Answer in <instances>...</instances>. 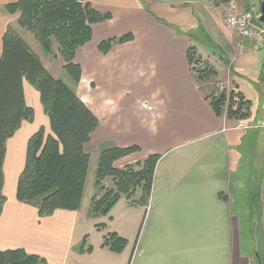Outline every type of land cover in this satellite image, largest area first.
<instances>
[{
    "label": "crops",
    "instance_id": "crops-1",
    "mask_svg": "<svg viewBox=\"0 0 264 264\" xmlns=\"http://www.w3.org/2000/svg\"><path fill=\"white\" fill-rule=\"evenodd\" d=\"M14 1L0 0V5ZM84 1L94 10L111 15L91 26V40L75 54V63L81 68L75 91L98 119L90 142L94 140L104 148L137 147L114 162L117 168L142 161L150 154L161 155L148 203L141 206L138 198H131V204L121 195L106 216H89L91 199L101 193L90 186L86 197L88 170L78 210L57 209L50 216L39 217L35 206L16 199L27 141L39 127L24 133L21 129L29 122H23L6 142L0 251L21 248L50 264H127L130 257V264H252L247 236L241 231L240 218L245 209L239 206L235 210L250 168L245 149L248 131L236 124L252 122L216 116L206 96L220 81L232 83L231 65L243 59L253 61L257 56L264 73V36L241 39L225 24L227 3L216 5L214 0ZM244 2L255 17L257 3ZM181 7L195 14L196 20L188 27L175 29L156 17L157 11ZM17 17L0 15V54L3 32L10 21L17 22ZM199 29L228 57L227 80L217 78L218 70L213 65L217 76L212 82L199 83L191 72L186 52L193 45L199 53L190 39L191 32ZM126 34L132 39L114 44L106 54L99 52L101 41ZM29 87L24 84L25 100L26 93L33 95ZM34 122L35 118L31 124ZM260 187L264 241V170ZM86 198L88 206L83 209ZM131 214L138 215L137 220ZM136 221L140 227L133 236L125 224H132L133 230ZM98 223L106 228L98 230ZM109 231L128 241L119 254L100 246L102 236ZM85 235L93 249L80 254L75 247ZM130 237H134L132 242ZM253 255L257 264L254 250Z\"/></svg>",
    "mask_w": 264,
    "mask_h": 264
},
{
    "label": "trees",
    "instance_id": "trees-1",
    "mask_svg": "<svg viewBox=\"0 0 264 264\" xmlns=\"http://www.w3.org/2000/svg\"><path fill=\"white\" fill-rule=\"evenodd\" d=\"M230 1L213 2L219 5ZM0 11L17 14V24L36 39L45 55L55 56L56 45L63 61L62 69L73 84L72 89L61 78L54 77L17 31L10 25L6 27L1 37L0 54V215L5 203L3 162L6 142L23 122L31 123L35 116L25 100V83L38 93L49 131L39 126L27 141L24 167L17 180L16 199L35 206L39 217L50 216L57 209L78 210L90 164L86 146L98 119L75 91L81 78L75 54L91 40V26L110 19L111 15L94 10L84 0H16L4 4ZM254 19L260 26L264 25L256 17ZM131 39L130 34L109 38L99 43L98 50L106 54L114 44ZM186 56L197 82L216 78V70L203 61L196 47L189 45ZM206 98L216 116L225 115L226 119L237 122L251 116L252 102L234 88L228 93L215 89ZM136 150L135 146H109L100 150L94 186L101 195L91 199L89 216H106L121 195L129 201L138 198L136 202L139 205H147L155 167L161 155L154 153L121 168L114 166L115 161ZM138 190L141 195L135 197ZM95 227L103 230L106 225L98 223ZM127 244V239L109 231L102 236L100 246L119 254ZM258 248L257 244L254 250L257 264H264V252ZM92 249L86 235L75 247L80 254L91 253ZM130 260L131 257L127 264ZM0 264L50 263L39 255L16 248L0 251Z\"/></svg>",
    "mask_w": 264,
    "mask_h": 264
},
{
    "label": "rangeland",
    "instance_id": "rangeland-1",
    "mask_svg": "<svg viewBox=\"0 0 264 264\" xmlns=\"http://www.w3.org/2000/svg\"><path fill=\"white\" fill-rule=\"evenodd\" d=\"M238 2L234 1L237 5L239 4L241 7L246 10L250 7L244 4V0H237ZM256 4L255 7L258 9V0H252ZM238 5V6H239ZM2 6V5H0ZM239 6V8H240ZM243 8L241 9L242 11ZM227 11V7H226ZM248 11V9L246 10ZM226 13V12H225ZM252 13V12H251ZM3 12L0 11V15ZM250 14V13H249ZM253 23L255 22L254 16L250 14ZM156 17L159 18L164 24L173 26V28L177 29L180 26L188 27L191 23H193L195 19V14L192 9L181 7V8H174L169 10L168 12L165 11H157ZM9 25L17 31V33L25 40V42L30 46V48L41 58L42 62L45 66H47L50 73L53 75H58L70 88L73 89V84L68 74L62 69L63 61L59 57L56 45H54V55H45L43 50L41 49L39 43L36 39L29 34L26 30L21 28L16 21H10ZM191 37L193 44H196L199 53L203 61L209 65H213L214 68L218 70L219 79H226L227 80V70L229 68L228 57L222 51V49L216 45L214 41H212L207 34L199 31L191 32ZM254 57V56H253ZM260 58L255 56L253 61L250 59H243L239 62H236L231 65V75L233 84L237 85L238 87L233 88L237 91H240L245 97L252 102L251 106V116L248 118L249 121L252 122L251 124H244L246 125V129L248 132V138L246 139V150H247V158H249V170L247 172L246 177L244 178L243 186L238 193V204L235 206V210L238 209L240 206L242 209L241 215V222H242V233L247 236V242L249 251L248 254L251 259L252 264H256L255 257L253 255V250H255L256 245L258 244L261 251L264 252V241L261 235V175H262V166L264 167V73L261 72L260 68ZM215 62L217 63L215 64ZM241 65L243 68L241 69ZM219 66V67H218ZM214 80V79H213ZM212 80V81H213ZM211 81V82H212ZM219 85H215V89H222L223 92L226 93L230 92L231 82L220 81ZM226 84H225V83ZM215 83L211 84L214 85ZM229 85V86H228ZM77 86V85H76ZM31 93L33 94L32 97L26 93V102L27 104L34 110L35 113V122L28 123L26 126L21 129L22 132H28L29 130H33L38 126H43L46 131L49 130V123L47 117L45 116L41 105L38 100V93L32 88ZM244 123V122H243ZM236 125H241L237 123ZM235 125V126H236ZM234 126V127H235ZM103 148L102 144H99L96 141L90 142L86 146V150L90 153V164H89V182L88 187L86 190V197L89 196L90 186L94 188L93 179L95 176V170L97 166V157L100 150ZM141 192L138 190L135 197H139ZM88 200L86 198L83 209L87 208ZM138 211V210H137ZM138 213V212H137ZM135 217L137 220L136 214H131V218ZM141 219V217H140ZM142 220V219H141ZM121 226V224H120ZM125 229L127 232H130L133 236H135L138 232V228L140 224H135L134 229L132 230V224L129 227L125 224ZM131 236V235H130ZM96 236H93V240L95 241ZM130 242L133 241V238L130 237ZM254 246V248L252 247Z\"/></svg>",
    "mask_w": 264,
    "mask_h": 264
},
{
    "label": "built area",
    "instance_id": "built-area-1",
    "mask_svg": "<svg viewBox=\"0 0 264 264\" xmlns=\"http://www.w3.org/2000/svg\"><path fill=\"white\" fill-rule=\"evenodd\" d=\"M224 19L226 26L233 30L241 39H255L259 36H264V25H255L250 14L242 11L234 1L228 2ZM222 89L220 88L219 90ZM238 127L244 129L246 125L241 124Z\"/></svg>",
    "mask_w": 264,
    "mask_h": 264
},
{
    "label": "water",
    "instance_id": "water-1",
    "mask_svg": "<svg viewBox=\"0 0 264 264\" xmlns=\"http://www.w3.org/2000/svg\"><path fill=\"white\" fill-rule=\"evenodd\" d=\"M257 21L264 23V0H258V9L255 13Z\"/></svg>",
    "mask_w": 264,
    "mask_h": 264
}]
</instances>
